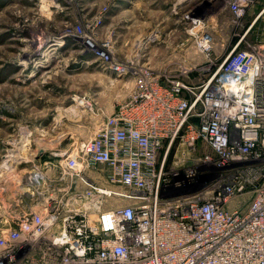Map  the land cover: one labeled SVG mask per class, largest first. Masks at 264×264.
<instances>
[{
	"label": "built area",
	"instance_id": "2783aa9c",
	"mask_svg": "<svg viewBox=\"0 0 264 264\" xmlns=\"http://www.w3.org/2000/svg\"><path fill=\"white\" fill-rule=\"evenodd\" d=\"M256 1H229L232 22ZM189 23L198 81L180 76L189 61L145 67L109 112L88 106L89 136L0 202V264H264V44L239 37L216 58L209 20ZM72 33L128 73L109 40Z\"/></svg>",
	"mask_w": 264,
	"mask_h": 264
},
{
	"label": "rangeland",
	"instance_id": "374dc122",
	"mask_svg": "<svg viewBox=\"0 0 264 264\" xmlns=\"http://www.w3.org/2000/svg\"><path fill=\"white\" fill-rule=\"evenodd\" d=\"M229 1L0 0V202L14 197L23 184L16 182L19 177L55 158L49 148L71 149L85 140L94 124L87 104L109 112L143 68L184 69L189 61L194 68L180 76L196 83L205 59L188 31L191 17L209 20L213 57L225 54L239 37L240 47L264 44V0L238 24ZM78 27L95 43L109 40L113 59L128 73H114L87 51L72 33ZM75 99L85 104L76 105ZM23 142L28 145L21 151ZM43 144L48 148L36 153ZM15 155L18 161L11 162Z\"/></svg>",
	"mask_w": 264,
	"mask_h": 264
},
{
	"label": "bare ground",
	"instance_id": "6f19581e",
	"mask_svg": "<svg viewBox=\"0 0 264 264\" xmlns=\"http://www.w3.org/2000/svg\"><path fill=\"white\" fill-rule=\"evenodd\" d=\"M75 101H76V105H78V104H85V101L83 100V99H75ZM88 106H90V104L88 103L87 104ZM75 106V105H74ZM75 107H77V106H75ZM90 111V110H89ZM79 112V111H78ZM80 118V117H79ZM79 118L78 119H76V121H78L79 120ZM75 121V120H74ZM43 141V140H42ZM57 141H60L59 139L58 140H55V141H50V142H48V143H51V142H53V143H55V142H57ZM23 144V146L21 147V151H23V150H25V147L28 145L26 142L24 143H22ZM52 144V143H51ZM44 146H38V148H37V151H36V153L38 152L39 153V151H44L45 149H47L48 148V145L47 144H43ZM53 149V148H52ZM48 149V150H50V151H55V149ZM20 155V154H19ZM22 155V154H21ZM16 156V155H15ZM16 161H18V159H17V156H16V159H14V157H13V160L11 161V162H16ZM19 189H21V188H19ZM22 190V189H21ZM20 194V193H19Z\"/></svg>",
	"mask_w": 264,
	"mask_h": 264
},
{
	"label": "crops",
	"instance_id": "0c3cea01",
	"mask_svg": "<svg viewBox=\"0 0 264 264\" xmlns=\"http://www.w3.org/2000/svg\"><path fill=\"white\" fill-rule=\"evenodd\" d=\"M219 56H220V54H219ZM167 65H168V64H166V65H165L163 68H166V67H167Z\"/></svg>",
	"mask_w": 264,
	"mask_h": 264
}]
</instances>
